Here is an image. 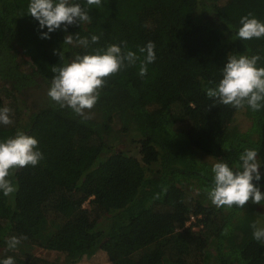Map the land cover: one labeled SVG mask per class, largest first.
Wrapping results in <instances>:
<instances>
[{
  "label": "trees",
  "instance_id": "obj_1",
  "mask_svg": "<svg viewBox=\"0 0 264 264\" xmlns=\"http://www.w3.org/2000/svg\"><path fill=\"white\" fill-rule=\"evenodd\" d=\"M220 1L102 0L97 8L75 0L90 7L92 22L62 25L46 39L30 0H0V108L12 109L13 120L0 124V141L23 131L44 155L12 172L16 192H0V264L9 256L75 264L97 251L113 264H264L251 227L264 218V202L217 208L206 191L214 162L205 157L235 168L245 149H257L261 179L253 183L264 193V108L242 109L243 130L233 123L237 108L206 95L229 55L258 54L264 67V38L237 36L248 13L264 22V0ZM68 35L72 44H64ZM92 35L100 39L88 48L76 42ZM122 41L140 60L106 79L87 119L50 98L30 102L31 90L50 87L52 67ZM149 41L156 60L141 77L139 47ZM124 140L138 144L140 158ZM13 236L27 239L10 249ZM34 247L61 253L62 262Z\"/></svg>",
  "mask_w": 264,
  "mask_h": 264
},
{
  "label": "clouds",
  "instance_id": "obj_2",
  "mask_svg": "<svg viewBox=\"0 0 264 264\" xmlns=\"http://www.w3.org/2000/svg\"><path fill=\"white\" fill-rule=\"evenodd\" d=\"M88 6H102V0H86ZM90 7H84L75 0H30L28 14L39 22L41 29L47 27L42 38L50 39L49 33L58 29L67 31L69 25L91 23ZM241 27L237 36L241 40L264 38V22L248 13L239 21ZM100 37L92 35L77 36L79 46L88 48L99 42ZM73 37H65L64 44H72ZM155 44L149 41L139 47L144 55L140 63L139 75H147V65L156 60ZM127 42L111 44L106 49H94L92 53L77 55L71 62L61 67H52L54 75L48 91L49 98L60 106L70 108L75 114L87 119L86 110L94 108L100 98V90L105 86L106 79L117 74L122 69L134 66L140 56L133 51H125ZM63 59V52L58 53ZM260 55H229L222 69V79L214 87L206 88L208 98L215 99L223 105L237 109L246 106L252 111L264 108V67L258 66ZM209 84H213L209 81ZM12 109L0 108V124L11 125ZM38 140L23 131H18L13 137L0 141V192L9 196L16 192L17 186L9 178L14 170L27 166H37L44 159L38 149ZM257 149H245L239 156V164L233 168L219 161L212 166L213 186L207 191L211 203L217 208H231L234 205L242 208L249 201L254 204L264 202V193L253 181H260V167ZM253 238L264 244V227L251 225ZM26 236L11 237L8 247L15 249ZM2 264H15L13 257L2 261Z\"/></svg>",
  "mask_w": 264,
  "mask_h": 264
},
{
  "label": "rangeland",
  "instance_id": "obj_3",
  "mask_svg": "<svg viewBox=\"0 0 264 264\" xmlns=\"http://www.w3.org/2000/svg\"><path fill=\"white\" fill-rule=\"evenodd\" d=\"M225 2L226 0H221L219 2V5H223L225 4ZM49 88L50 87L46 86L45 84H42L41 87L34 88L33 90H31L32 98L31 97L29 98L30 102L33 101V104L34 103L44 104L46 100L49 98L47 94L49 91ZM233 123L239 126L243 130L248 128L250 125L249 120L247 119V117H245L242 109L235 110L234 115H233ZM120 146H122L123 148H126L132 155L136 156L137 158H140L138 144L131 143L128 140H124L120 144ZM205 159H207L210 162L216 163V161L213 158L205 157ZM192 192L194 193L195 191H192ZM84 205L85 207H88L87 203H85ZM258 209L261 213L263 212V206L262 207L259 206ZM258 226L264 227L263 217L259 218ZM31 250L37 256H41V257L48 258V259H57L58 261L62 262L63 256L61 253L57 251H49V250L42 249L40 247H34ZM75 264H113V263L109 261L104 251H97L92 256L84 257L83 259H81L79 262Z\"/></svg>",
  "mask_w": 264,
  "mask_h": 264
},
{
  "label": "built area",
  "instance_id": "obj_4",
  "mask_svg": "<svg viewBox=\"0 0 264 264\" xmlns=\"http://www.w3.org/2000/svg\"><path fill=\"white\" fill-rule=\"evenodd\" d=\"M193 220H194V217H193V216H190V218H189L187 224H189V223H190L191 221H193Z\"/></svg>",
  "mask_w": 264,
  "mask_h": 264
}]
</instances>
